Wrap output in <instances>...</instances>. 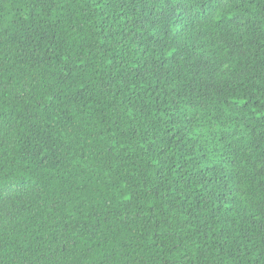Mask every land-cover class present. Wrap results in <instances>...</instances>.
<instances>
[{"label": "trees", "instance_id": "trees-1", "mask_svg": "<svg viewBox=\"0 0 264 264\" xmlns=\"http://www.w3.org/2000/svg\"><path fill=\"white\" fill-rule=\"evenodd\" d=\"M0 264H264V0H0Z\"/></svg>", "mask_w": 264, "mask_h": 264}, {"label": "snow or ice", "instance_id": "snow-or-ice-1", "mask_svg": "<svg viewBox=\"0 0 264 264\" xmlns=\"http://www.w3.org/2000/svg\"><path fill=\"white\" fill-rule=\"evenodd\" d=\"M174 2H175L177 5H179V4L182 2V0H174Z\"/></svg>", "mask_w": 264, "mask_h": 264}]
</instances>
